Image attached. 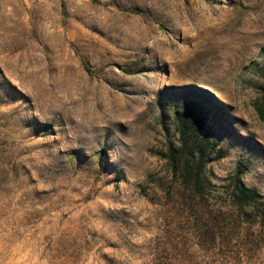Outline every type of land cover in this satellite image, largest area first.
<instances>
[{
  "label": "rangeland",
  "instance_id": "374dc122",
  "mask_svg": "<svg viewBox=\"0 0 264 264\" xmlns=\"http://www.w3.org/2000/svg\"><path fill=\"white\" fill-rule=\"evenodd\" d=\"M261 69L264 0H0V264H264V226L156 184L201 90L212 182L264 194Z\"/></svg>",
  "mask_w": 264,
  "mask_h": 264
},
{
  "label": "trees",
  "instance_id": "16d2710c",
  "mask_svg": "<svg viewBox=\"0 0 264 264\" xmlns=\"http://www.w3.org/2000/svg\"><path fill=\"white\" fill-rule=\"evenodd\" d=\"M261 71L264 75V69ZM259 88H262L261 97L253 104L264 122V83ZM189 93L193 96L184 95L173 111L177 139L168 142L165 173L156 181L161 195L182 206L184 211H191L199 220L206 215L208 221L221 219L226 225L239 221L243 225L264 226V194L244 182L239 165L222 183L212 182L208 164L223 158L226 150L201 133L206 116L194 96L211 98L201 90ZM212 197L216 202L210 207Z\"/></svg>",
  "mask_w": 264,
  "mask_h": 264
}]
</instances>
